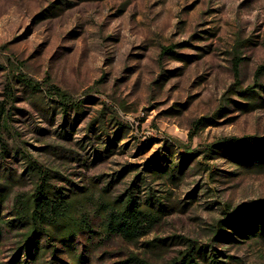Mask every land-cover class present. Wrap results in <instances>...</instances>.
<instances>
[{"label": "rangeland", "instance_id": "rangeland-1", "mask_svg": "<svg viewBox=\"0 0 264 264\" xmlns=\"http://www.w3.org/2000/svg\"><path fill=\"white\" fill-rule=\"evenodd\" d=\"M255 83L264 0H0V264H167L190 239L208 264H264V205L241 211L264 199ZM54 85L78 108L65 115ZM248 135L259 139L224 142ZM29 158L74 201L31 243L18 214ZM130 191L135 235L110 226ZM224 203L244 209L228 220Z\"/></svg>", "mask_w": 264, "mask_h": 264}, {"label": "trees", "instance_id": "trees-1", "mask_svg": "<svg viewBox=\"0 0 264 264\" xmlns=\"http://www.w3.org/2000/svg\"><path fill=\"white\" fill-rule=\"evenodd\" d=\"M172 51V47H163L162 53H169ZM233 70L235 75L236 89L241 88L240 86V58H236L233 63ZM27 86L33 90H39L38 83H35L31 79L22 77L21 78ZM254 86L264 88L261 83H255L254 85L248 86L244 89V92L253 90ZM58 98L57 101L62 105L65 115L69 114V111L78 108L79 104L74 103L71 100V96L62 88L58 86H52L51 91ZM5 106L0 107V124L4 127H8L7 118H5ZM209 121L207 116H201L193 122V126L190 132L191 139L194 137L196 132L201 126ZM257 136L248 135L244 137H226L224 142H232L234 145H241L245 142L258 140ZM28 171L33 176L35 184L33 192L26 197V199L19 198L22 200L19 202L20 208L18 214L23 221L28 222L31 227L28 233L27 242L31 243L35 238L37 230L40 229L44 224L55 223L60 217L65 216L72 206L74 201L71 197L61 191H57L55 186L51 182L52 174L42 164L33 160L28 159ZM124 208L121 210L117 208H111L110 226L116 231H120L127 235H135L139 228V219L141 212L139 210V203L132 191L129 192L126 202L123 204ZM264 205V199L250 201L246 205L245 209L243 206L232 208L230 204L224 203L223 212L227 216V219L234 218L240 214L241 211L249 210L253 206ZM244 210H241V209ZM241 210V211H240ZM137 234V233H136ZM215 260L211 254L204 248L203 245H199L196 240H189L187 248L181 252L178 257H175L167 264H208Z\"/></svg>", "mask_w": 264, "mask_h": 264}]
</instances>
